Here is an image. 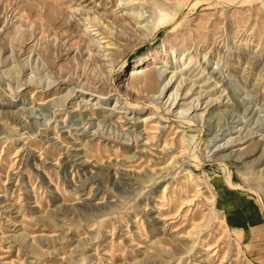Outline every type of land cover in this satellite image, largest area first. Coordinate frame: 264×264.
Listing matches in <instances>:
<instances>
[{
    "label": "rangeland",
    "instance_id": "obj_1",
    "mask_svg": "<svg viewBox=\"0 0 264 264\" xmlns=\"http://www.w3.org/2000/svg\"><path fill=\"white\" fill-rule=\"evenodd\" d=\"M262 143L264 0H0V264H264Z\"/></svg>",
    "mask_w": 264,
    "mask_h": 264
},
{
    "label": "bare ground",
    "instance_id": "obj_2",
    "mask_svg": "<svg viewBox=\"0 0 264 264\" xmlns=\"http://www.w3.org/2000/svg\"><path fill=\"white\" fill-rule=\"evenodd\" d=\"M140 17H142V16H140ZM184 56H185V54H184ZM188 57V55L186 56V58ZM145 74V72L141 69V68H138V69H134L133 70V72H132V74H131V78H134V77H138V76H140V75H144ZM164 75H166L164 72H159V73H157V74H154V73H149V77H151V80H153V82H155V83H157V84H161V82L163 81L162 80V78H163V76ZM164 78H165V76H164ZM52 85L51 84H49L48 85V87H51ZM173 86H174V84H173V79H171L170 80V82H168V83H166V85H164L163 87H162V89H158L159 90V96L160 97H162L164 94H166L168 91H170L172 88H173ZM183 86V82H181V87ZM206 85H204V86H202V88L203 87H205ZM194 85L188 90V91H184V93L182 92L181 94H179V90H178V92H175V93H172V94H170V98L168 99V101H167V103L166 104H168L169 103V108H171L172 109V111L173 112H175V110H177L178 108L180 109V107L184 104L183 102H187L188 100H190L192 97L194 98V95H193V93H194ZM201 94V93H200ZM202 95L203 94H201V96L198 98V101L199 102H201L202 100H203V98H202ZM71 94H67V95H64L63 97H62V99H61V104L60 105H62V107L63 106H65L68 102H70V100H71ZM195 99V98H194ZM193 100V99H192ZM82 102H84V101H82ZM183 103V104H182ZM211 103H213V102H211ZM190 107L188 108V109H186V110H183V112L181 111V113H177L176 112V115L178 116V117H187V116H189L190 115V113H191V115L188 117V118H186L187 120H189V122L191 121V122H193V119H191V117H192V115L194 114V113H196V112H198V106H195V104H193V102H191L190 104ZM219 105H221V104H219ZM125 106V105H124ZM128 106V105H127ZM126 107V106H125ZM130 107H131V105H130ZM64 108V107H63ZM115 108L116 109H120L121 111H122V107L119 105V107L117 106V105H115ZM125 110V109H124ZM73 112H76V111H73ZM157 112V111H156ZM161 112V111H160ZM119 113H121V114H124V115H127L128 113L126 112V111H122V112H119ZM118 113V114H119ZM210 113V112H209ZM157 115H160V117H159V122H162V119L163 118H165V117H163V116H161V113H159V112H157L156 113ZM114 115V114H113ZM169 117V116H168ZM167 117V118H168ZM166 118V119H167ZM121 119H125L124 121H119V123H116V124H118V125H120V128H122L123 129V125L124 126H132V128H134L135 126H136V124L138 123V122H136L135 121V123L134 124H132L131 122H130V120L131 119H127V117H122ZM151 119H157V118H155L154 116H152L151 117ZM169 119H170V117H169ZM181 119V118H180ZM184 119V118H183ZM142 122H145V120L144 121H142ZM163 123V122H162ZM156 127H158L157 126V124H156ZM163 129H166V128H163ZM75 130V129H74ZM78 130H80V129H78ZM160 130H162L161 128H159V131ZM163 131V130H162ZM95 135L96 134H94L93 136H92V138H95ZM142 135V134H141ZM144 135H147L148 136V131L145 129V131H144V133H143V136ZM158 138H160V134H158V136L156 137V140H157V142L159 141L158 140ZM139 139V138H138ZM146 145H149V144H147V143H145ZM232 147V146H231ZM230 149V147L229 146H224V147H219L218 149H216L215 150V155H218L219 153H223V152H226V151H228ZM244 150V149H243ZM243 150H240V151H231V153L230 154H228V155H223V156H220V157H223V159H227V160H236V161H242V160H245V159H247V158H249V157H251L252 155H251V152H246L245 150V152H243ZM257 151H256V153L258 154V153H260V155H259V157L254 161V162H257V163H260L261 165L263 164V162H264V143H262L261 145H259L258 147H257V149H256ZM75 152H78V151H80V150H74ZM152 152L154 153V154H149V152H147V155H145V153H139V157H140V159L142 160V162H146L147 161V159L146 158H148V156H149V159L150 158H153L154 159V161L152 162V163H154V164H156V165H159V164H161L163 161H164V158H165V156H166V154H168V152H169V149L168 150H164V151H159L158 149L157 150H152ZM152 155V156H151ZM137 156V155H136ZM76 157H78V155H76ZM131 161H133V163H135V157L133 156L131 159H130ZM216 161H222V158H217V160ZM118 163V162H117ZM250 163V162H249ZM124 164V162L123 163H121V164H119L120 165V168H115V167H113L112 165H107L106 167H105V172L104 173H106L107 175H110V173L111 172H113V171H115L114 173H115V175H118V174H120V173H122V170H121V166ZM252 164V163H251ZM119 165H117V166H119ZM124 167V166H123ZM104 168V167H103ZM150 173H158V172H154V170L153 171H149ZM128 173V172H127ZM125 174V175H123L122 176V174H120L122 177H123V179L124 180H129V175L128 174ZM124 174V173H123ZM131 174V173H130ZM139 174V173H138ZM142 175V174H141ZM144 176V175H143ZM191 176V175H190ZM141 177V176H140ZM120 180H122V179H120ZM121 183V182H120ZM122 183H124L123 181H122ZM128 183V181H126V184ZM130 183V182H129ZM125 184V183H124ZM192 202L193 201H188V202H186V205L188 206V205H191L192 204Z\"/></svg>",
    "mask_w": 264,
    "mask_h": 264
}]
</instances>
